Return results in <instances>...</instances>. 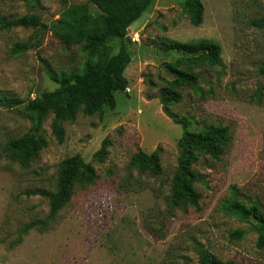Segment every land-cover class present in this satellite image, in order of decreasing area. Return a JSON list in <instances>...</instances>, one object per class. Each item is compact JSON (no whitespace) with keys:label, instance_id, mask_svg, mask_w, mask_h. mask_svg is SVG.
<instances>
[{"label":"rangeland","instance_id":"obj_1","mask_svg":"<svg viewBox=\"0 0 264 264\" xmlns=\"http://www.w3.org/2000/svg\"><path fill=\"white\" fill-rule=\"evenodd\" d=\"M184 1L153 0L128 29V89L115 95L117 107L106 109L103 118L80 113L64 123L62 144L52 135L51 115L44 126L48 146L39 156L26 164L8 157L7 141L26 134L31 124L19 108H0V264H199L205 250L225 263L264 264L253 225L225 210L238 200L264 213V27L253 25L264 17V0H201L205 13L198 26L185 14ZM80 5L96 13L90 0H0V18L35 14L42 22L31 29L0 27V95L28 102L56 89L55 77L82 71L88 56L53 32L62 11ZM199 40L221 47L222 64L182 63L179 69L196 75L198 83L180 88L182 100L165 110L159 94L174 80L169 66L186 57L167 53L163 43ZM23 43L29 49L13 55V46ZM183 120L190 131L215 125L230 134L219 159L202 155L195 165L199 209L173 207L170 199ZM105 141L108 156L98 163L94 155ZM158 149L161 175L129 167L139 150ZM76 155L94 166L97 179L75 188L70 202L53 214L59 166ZM37 191L43 194L29 195ZM38 220L49 228L26 231ZM236 230L245 238L233 239Z\"/></svg>","mask_w":264,"mask_h":264},{"label":"trees","instance_id":"obj_2","mask_svg":"<svg viewBox=\"0 0 264 264\" xmlns=\"http://www.w3.org/2000/svg\"><path fill=\"white\" fill-rule=\"evenodd\" d=\"M33 5L38 0H23ZM95 6L92 13L87 5L66 7L59 19L53 24V32L61 41L77 46L88 56L81 72L71 71L61 74L54 80L58 87L46 91L41 96L28 102L9 95H0V108L12 110L19 108V114L25 116L30 130L7 141L4 146L6 155L19 163L26 164L39 156L47 148L48 139L44 128L49 116L52 135L58 143L65 141L64 123L75 122L78 115L99 116L103 118L106 109L117 107L116 94L125 93L129 86L126 70L132 62L129 50L130 39L128 29L135 24L151 6L153 0H90ZM185 14L193 25H200L204 20L205 7L201 0H185ZM41 19L35 14L24 15L14 19L0 18V27L9 31L14 28H38ZM253 25L264 27V17L253 21ZM116 45V46H115ZM164 51L177 53L186 57L182 62L170 64L169 72L174 80L167 82L160 90V101L165 110L177 105L182 96L179 89L195 87L198 83L196 75L179 69L182 63H199L206 61L213 66L222 64L221 47L209 40L182 43L165 41ZM29 49V44H16L12 48L13 55H19ZM117 49V51H115ZM264 76V64L259 68ZM184 133L178 141L179 157L172 180L171 204L173 207L188 206L200 208L202 199L196 185L200 182V174L195 169L202 155L219 159L230 142L229 130L225 126L210 125L201 130L190 131L186 121L180 122ZM105 141L94 155V160L103 163L108 156ZM160 149L153 153L139 150L130 160L129 167L140 173L159 176L163 172ZM97 179L96 170L90 163L79 156L66 158L61 162L57 174L55 194L50 205L53 214L63 209L71 200L75 188H87ZM40 191L29 195H42ZM225 210L239 221L252 224L258 233L257 246L264 247V213L258 206H246L238 200L230 201ZM49 224L45 221H33L26 226V231L45 230ZM235 240L245 238V232L236 230L231 233ZM199 264H235L223 262L209 251H202Z\"/></svg>","mask_w":264,"mask_h":264}]
</instances>
